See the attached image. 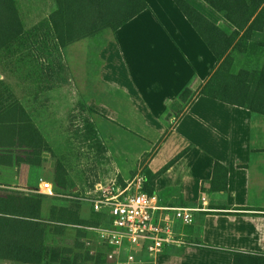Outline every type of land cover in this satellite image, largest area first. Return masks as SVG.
Segmentation results:
<instances>
[{
	"label": "crops",
	"instance_id": "0c3cea01",
	"mask_svg": "<svg viewBox=\"0 0 264 264\" xmlns=\"http://www.w3.org/2000/svg\"><path fill=\"white\" fill-rule=\"evenodd\" d=\"M146 1V9L115 31L118 42L100 50L97 73L79 77L87 82L83 84L87 91L97 89V95L109 100L110 105H103L108 106L106 118L125 123L124 128L135 132L134 141L142 142L134 155L135 169L133 165L121 167L108 146L114 137L100 131L108 159L98 176L104 175L99 178L105 180L113 176L126 186L149 168L157 174L153 190L160 206H193L206 194V206L213 210L195 212L192 224L176 221V236L186 243L169 244L153 264H233L237 252L264 254V114L203 93L225 58L216 57L208 33L211 40L216 37L222 42L237 27L208 0H180L186 10L176 0ZM203 20L208 22L204 31ZM88 39L60 49L63 58L70 46ZM261 41L263 37L254 31L248 42L249 63L263 61ZM92 46L88 42L81 47L89 50ZM44 159V155L0 148V197L43 194L41 221L46 223L45 243L52 248L51 264H59L62 250L76 249L78 241L84 248L76 249L82 257L76 264H105L86 259L87 252L96 257L111 248L102 244L92 226L66 225L58 233L56 224L49 222L50 205L55 202L81 201L80 214L89 220H94L95 212L90 202L76 197L84 193L78 187L56 193L53 185V194L36 191L41 178L53 184ZM69 172L78 185L81 178ZM111 181L97 179L96 183ZM5 199L0 201V218L13 219L15 205ZM9 223L0 225V237L14 235V223ZM138 256L150 257L145 252ZM0 264L35 263L0 258Z\"/></svg>",
	"mask_w": 264,
	"mask_h": 264
},
{
	"label": "trees",
	"instance_id": "16d2710c",
	"mask_svg": "<svg viewBox=\"0 0 264 264\" xmlns=\"http://www.w3.org/2000/svg\"><path fill=\"white\" fill-rule=\"evenodd\" d=\"M208 1L225 12L227 19L236 25L237 29L225 36L222 42L216 37L211 40V33H208L209 42L210 45H214L216 57L219 60H222L224 56L225 58L204 87L203 93L264 114V0ZM54 2L56 8L43 22L46 28L45 51L49 49V39L50 42H54L58 51L105 30L116 31L148 7L146 0H54ZM176 2L186 10L187 7L182 1L176 0ZM191 14L193 13H190V18H193ZM207 26L208 22L203 20V31ZM247 26V30L239 37L241 30ZM254 31L263 37V41L259 42L263 46V61L249 63L243 59L244 57L240 58L239 54L245 53L247 56L250 52L248 42ZM32 32L33 29L28 30L25 27L17 0H0V55L2 53L11 55L10 52L21 55ZM13 47L14 50L11 51ZM1 82L2 79L0 84ZM0 148L6 151L16 149L38 157H42L44 152H51L49 143L33 123L22 102L5 96H0ZM53 169L55 192L62 193L73 189L74 183L64 164L59 161ZM156 177L157 174L149 168L143 170L145 192L154 194ZM43 197V194L0 197V201L5 198V200L10 199L16 208L13 219L0 218L2 227L3 222L7 221L10 222L9 224L14 223L15 228L14 235L12 233L9 237H0V258L35 264H51L52 248L45 243L46 223L41 221ZM53 199L58 201L61 198ZM81 203L79 200H69V203L55 202L50 205L48 220L56 224V232H63L62 227L66 225L99 226L103 225V220L110 222V215L106 210L95 211L93 208L94 220L82 217ZM78 248L83 249L84 243L78 241L76 249ZM76 249L64 248L59 264L78 263L82 257ZM86 254V259L93 262L106 263L107 261L106 253L103 251H100L96 257H89L88 252ZM233 264H264V254L237 252Z\"/></svg>",
	"mask_w": 264,
	"mask_h": 264
},
{
	"label": "rangeland",
	"instance_id": "374dc122",
	"mask_svg": "<svg viewBox=\"0 0 264 264\" xmlns=\"http://www.w3.org/2000/svg\"><path fill=\"white\" fill-rule=\"evenodd\" d=\"M17 4L26 29H33V32L21 55L13 52H10L11 55H0V96L22 102L47 135L51 152L44 160L50 177L53 179L55 175L52 167L61 161L68 171L81 178L76 185L70 175L73 188L78 187L80 193L94 189L97 179L105 182L115 180L113 176L108 180L100 179V175L104 176L102 174L98 176L104 168L105 159H108L101 138L105 132L114 137L108 144L114 151V162L121 167L133 165L135 169L134 155L142 142L134 141L135 132L124 128L122 121L108 120V106L103 105L109 104V100L97 95V89L87 91L83 86L87 82L79 79L80 75L85 78L97 73L100 50L118 42L115 31L105 30L95 38L90 37L88 41L70 46L63 58L62 51H57L50 39L48 51L44 50L46 28L43 22L56 8L54 0H17ZM88 42L93 44L91 49L81 47ZM13 50L14 47L11 48ZM112 57H115L114 54ZM244 60L250 61L249 55ZM127 158H130L128 162Z\"/></svg>",
	"mask_w": 264,
	"mask_h": 264
},
{
	"label": "built area",
	"instance_id": "2783aa9c",
	"mask_svg": "<svg viewBox=\"0 0 264 264\" xmlns=\"http://www.w3.org/2000/svg\"><path fill=\"white\" fill-rule=\"evenodd\" d=\"M143 186L141 176L126 186L117 180L98 182L94 189L76 196L90 202L96 211L106 210L110 215L109 224L90 227L98 232L102 244L111 247L105 264H153L169 244L186 243L176 236V221L192 224L195 212L213 210L206 206L205 193L193 206H160L157 196L145 192ZM36 191L53 194V184L41 178ZM139 252L149 254V259L139 258Z\"/></svg>",
	"mask_w": 264,
	"mask_h": 264
},
{
	"label": "water",
	"instance_id": "95a60500",
	"mask_svg": "<svg viewBox=\"0 0 264 264\" xmlns=\"http://www.w3.org/2000/svg\"><path fill=\"white\" fill-rule=\"evenodd\" d=\"M43 155L45 157H48V156H50V153L49 152H44ZM51 165L54 166V161H52V164Z\"/></svg>",
	"mask_w": 264,
	"mask_h": 264
}]
</instances>
